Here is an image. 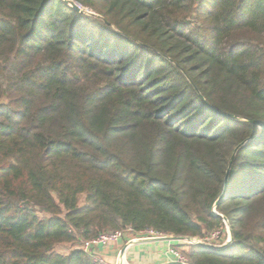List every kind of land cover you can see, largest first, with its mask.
Listing matches in <instances>:
<instances>
[{
	"label": "trees",
	"instance_id": "1",
	"mask_svg": "<svg viewBox=\"0 0 264 264\" xmlns=\"http://www.w3.org/2000/svg\"><path fill=\"white\" fill-rule=\"evenodd\" d=\"M73 1L0 0V264L223 217L187 264H264V0Z\"/></svg>",
	"mask_w": 264,
	"mask_h": 264
},
{
	"label": "built area",
	"instance_id": "2",
	"mask_svg": "<svg viewBox=\"0 0 264 264\" xmlns=\"http://www.w3.org/2000/svg\"><path fill=\"white\" fill-rule=\"evenodd\" d=\"M80 7V6H79ZM220 234V231H215L214 233H212L210 238H214V237H218V235ZM160 236H164L163 234L153 230V229H145L143 231H140L138 233H133L131 229H126V230H113V231H105V232H100L98 233L95 237L85 240L82 243V246H80V248L87 253H90L91 257L95 260H99L94 253H92V249L93 248H98L100 246H108V245H112L117 243L120 240H123L125 237H127V241L126 243H128L129 241L135 240V239H139V238H156V237H160ZM207 238L203 241H208ZM227 239V237H226ZM225 239V241H226ZM170 246H168V249H166V253L167 255H169L171 257L170 260L172 261H176L178 264H187V260L186 257L183 255V253L178 250L174 245H172L171 243H169ZM95 260V261H96ZM100 262V264H102V261H97ZM116 264H119L120 260H119V255L118 258L116 260Z\"/></svg>",
	"mask_w": 264,
	"mask_h": 264
},
{
	"label": "crops",
	"instance_id": "3",
	"mask_svg": "<svg viewBox=\"0 0 264 264\" xmlns=\"http://www.w3.org/2000/svg\"><path fill=\"white\" fill-rule=\"evenodd\" d=\"M126 241L127 237L112 245L93 248L92 253L96 257L102 258L108 264L115 263ZM124 259L128 264H161L169 261L171 257L167 253L165 254V252L163 254L156 252L150 243H145L127 247Z\"/></svg>",
	"mask_w": 264,
	"mask_h": 264
},
{
	"label": "water",
	"instance_id": "4",
	"mask_svg": "<svg viewBox=\"0 0 264 264\" xmlns=\"http://www.w3.org/2000/svg\"><path fill=\"white\" fill-rule=\"evenodd\" d=\"M65 1L70 6H72L74 9L81 11V8L73 0H65ZM253 122H255V121H253ZM260 128L262 129V126H260ZM235 151H236V149L234 150L233 154L230 157L228 167H230V165L232 163ZM227 178H228V175L225 176L224 186L222 188V192L212 207V212L216 215H219V216H221V215L216 212V206H217L219 200L221 199V197L225 191V185L227 182ZM223 220H224L225 227L227 229V239L221 245L209 244L205 241H198L194 238H188V237H183V236H173V235H164V236H160V237H156V238H139V239L129 241L128 243H125V245L122 247V249L119 253V260H120L119 264H127L124 261V253H125L127 247H129L130 245H135V244H145V243H154V242H162V241H167V242H175L176 241V242H178V241H183V240H192V241H195L194 244H197V245L205 246V247L211 248V249H222V248L226 247L227 245H229L232 241L231 229L227 223L226 218L223 217ZM161 264H178V263L176 261L169 260V261L163 262Z\"/></svg>",
	"mask_w": 264,
	"mask_h": 264
},
{
	"label": "rangeland",
	"instance_id": "5",
	"mask_svg": "<svg viewBox=\"0 0 264 264\" xmlns=\"http://www.w3.org/2000/svg\"><path fill=\"white\" fill-rule=\"evenodd\" d=\"M84 12L86 14H90V15L97 16L96 13L92 12L89 9H84ZM226 237H227V229L225 227V229L222 232H220V234L218 235V237L210 238L206 242L209 243V244L221 245V244H223L225 242ZM220 239H222V240H220ZM196 240H198V239H196ZM198 241H202V240H198ZM169 243H171L172 245H174V244H176V241L175 242H167V241L154 242V243H150V245H151V247L154 248V250L156 252H158L160 254H163L165 252V254H166V249H168V246H170ZM179 243H181L182 246H179V248L178 247H176V248L182 252V251H186L188 249V245H186V244H188V243L194 244L195 241H192V240H183V241H181ZM82 244L83 243H79L78 246L80 247V246H82ZM75 246H77V244H73V243H60V244H57L54 249L58 253L65 254V253H67L69 250H71ZM97 258L99 260H96L95 259L96 261H102L103 262L102 264H108L102 258H99V257H97ZM124 261L126 262L125 259H124ZM98 263L100 264V262H98ZM116 263L117 262L115 261V263H111V264H116Z\"/></svg>",
	"mask_w": 264,
	"mask_h": 264
}]
</instances>
